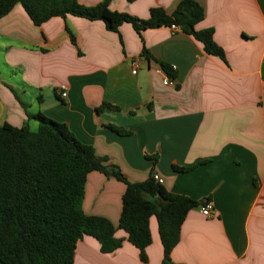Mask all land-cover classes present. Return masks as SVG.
Instances as JSON below:
<instances>
[{
	"label": "crops",
	"instance_id": "crops-1",
	"mask_svg": "<svg viewBox=\"0 0 264 264\" xmlns=\"http://www.w3.org/2000/svg\"><path fill=\"white\" fill-rule=\"evenodd\" d=\"M78 1L91 7L104 0ZM180 1L111 0L109 8L147 20L152 8L171 14ZM194 1L205 9L197 30L213 32L226 62L181 29L137 34L125 23L115 33L102 21L74 16L35 26L17 4L0 20V126L28 124L35 131L31 117L43 114L65 124L129 182L157 173L169 193L198 202L170 264H264V0ZM161 63L176 66L174 79ZM165 77L175 86H165ZM104 103L118 111L98 112ZM125 190L114 177L90 173L85 214L117 228ZM206 202L211 218L201 214ZM150 230L146 262L117 230L122 246L108 254L99 239L83 235L73 264H163L155 217Z\"/></svg>",
	"mask_w": 264,
	"mask_h": 264
},
{
	"label": "trees",
	"instance_id": "trees-1",
	"mask_svg": "<svg viewBox=\"0 0 264 264\" xmlns=\"http://www.w3.org/2000/svg\"><path fill=\"white\" fill-rule=\"evenodd\" d=\"M110 2L104 0L88 7L78 0H0V20L21 4L35 26L68 16L102 21L107 30L115 33L125 23L137 34L175 25L201 42L207 54L226 62L224 50L213 40V32L196 28L205 18V9L196 1L181 0L171 14L152 8L147 20L113 11ZM67 31L75 43L68 28ZM144 56L149 58L145 49ZM161 67L174 79L171 67L163 63ZM105 109L118 111L104 103L98 112ZM31 119L39 124L36 131L28 124L21 128L7 123L0 126V263L73 264L77 244L85 234L100 240L102 253H113L123 243L115 237L117 230L127 234V241L146 262L145 250L152 243L150 219L155 217L164 249L163 264H170L183 223L199 203L184 195H172L155 182L152 173L143 182H129L117 167L98 158L92 146L81 143L65 124L43 114ZM109 128L119 135H129ZM173 169L183 173L193 167ZM92 172L114 177L126 185L117 228L109 220L88 216L83 210L85 186Z\"/></svg>",
	"mask_w": 264,
	"mask_h": 264
},
{
	"label": "built area",
	"instance_id": "built-area-1",
	"mask_svg": "<svg viewBox=\"0 0 264 264\" xmlns=\"http://www.w3.org/2000/svg\"><path fill=\"white\" fill-rule=\"evenodd\" d=\"M173 30H180V28L178 26H175L173 25L171 27ZM134 67L135 69L133 70V73L136 74L137 72V63H134ZM172 70L173 71H176V66H172ZM163 84L165 86H171V87H174V82H173V79L169 78V77H165L164 80H163ZM63 91L65 90V88L62 89ZM62 97L65 98L67 96V93L65 92H62ZM152 177L153 179L155 180V182H157L158 184L160 185H163L164 184V179L157 173H152ZM213 210V205L210 203V202H206L202 208H201V214L207 218H211L212 217V212Z\"/></svg>",
	"mask_w": 264,
	"mask_h": 264
},
{
	"label": "rangeland",
	"instance_id": "rangeland-1",
	"mask_svg": "<svg viewBox=\"0 0 264 264\" xmlns=\"http://www.w3.org/2000/svg\"><path fill=\"white\" fill-rule=\"evenodd\" d=\"M20 95V94H19ZM36 131V130H35Z\"/></svg>",
	"mask_w": 264,
	"mask_h": 264
}]
</instances>
